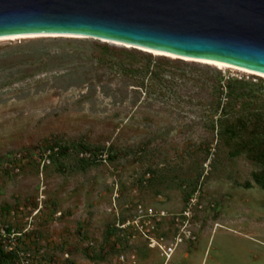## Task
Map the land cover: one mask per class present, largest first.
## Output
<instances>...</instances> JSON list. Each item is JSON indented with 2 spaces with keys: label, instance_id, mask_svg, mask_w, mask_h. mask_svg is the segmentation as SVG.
I'll use <instances>...</instances> for the list:
<instances>
[{
  "label": "rangeland",
  "instance_id": "obj_1",
  "mask_svg": "<svg viewBox=\"0 0 264 264\" xmlns=\"http://www.w3.org/2000/svg\"><path fill=\"white\" fill-rule=\"evenodd\" d=\"M239 119L264 120L263 76L93 38H0V228L39 264H264V136Z\"/></svg>",
  "mask_w": 264,
  "mask_h": 264
},
{
  "label": "water",
  "instance_id": "obj_2",
  "mask_svg": "<svg viewBox=\"0 0 264 264\" xmlns=\"http://www.w3.org/2000/svg\"><path fill=\"white\" fill-rule=\"evenodd\" d=\"M78 36L264 75V0H0V38Z\"/></svg>",
  "mask_w": 264,
  "mask_h": 264
},
{
  "label": "built area",
  "instance_id": "obj_3",
  "mask_svg": "<svg viewBox=\"0 0 264 264\" xmlns=\"http://www.w3.org/2000/svg\"><path fill=\"white\" fill-rule=\"evenodd\" d=\"M56 151L58 150L57 149L53 150L51 148L49 151L45 152L44 154L45 159L49 158ZM79 156L82 160H85L86 162H93L99 159V157L96 158L95 156H93L91 153L88 152H82L79 154ZM105 156L106 155H101L100 157L104 158ZM185 216H188V214L186 213ZM125 226H121V227H125ZM145 236L149 240L154 239L153 237L147 236L146 234ZM21 237H23L21 233L15 232L14 229L10 230L8 226H3L2 228H0V245L5 253L13 255V259H12L13 263L11 264H39L35 256H33V254L30 251H26L21 246ZM178 240L181 241L180 243L183 242V239L179 235L178 238L175 239V242L170 247H165L163 244L158 243V247L162 251L164 257L170 258L169 253L172 252V248L174 247V244L178 242Z\"/></svg>",
  "mask_w": 264,
  "mask_h": 264
},
{
  "label": "trees",
  "instance_id": "obj_4",
  "mask_svg": "<svg viewBox=\"0 0 264 264\" xmlns=\"http://www.w3.org/2000/svg\"><path fill=\"white\" fill-rule=\"evenodd\" d=\"M236 127L238 128L239 131L243 130H252L250 132V135L252 137H263L264 136V120L260 124H256L255 121H250V120H245V119H239L238 123L236 124ZM234 131V130H233ZM241 143L245 144H253L252 141H246L244 139L239 140ZM264 143V141H263ZM258 153H252L253 156L258 158L256 155ZM258 161L261 163V169L254 174L255 177V182L262 188L264 189V153L262 156L258 158ZM0 264H5L6 261L13 263V255L12 254H7L3 251L1 245H0Z\"/></svg>",
  "mask_w": 264,
  "mask_h": 264
},
{
  "label": "bare ground",
  "instance_id": "obj_5",
  "mask_svg": "<svg viewBox=\"0 0 264 264\" xmlns=\"http://www.w3.org/2000/svg\"><path fill=\"white\" fill-rule=\"evenodd\" d=\"M26 36H29V35H26ZM31 36H36V35H31ZM56 36V35H55ZM13 37H17V36H13ZM13 37H5V38H13ZM20 37H25V36H20ZM146 50V49H145ZM150 52H153L155 54H162L161 52H157V51H153V50H148ZM164 54V53H163ZM167 56H173V57H179V56H175V55H170V54H165ZM180 58H183V59H190V58H186V57H180ZM192 60V59H191ZM201 62H204V63H208V64H212V65H216L218 67H231V68H236V69H239V70H242V71H245V72H249V73H252V74H257L259 76H263V74H259V73H256V72H253V71H250V70H247V69H243V68H239V67H235V66H230V65H227V64H223L221 62H214V61H208V60H200ZM176 244V243H175Z\"/></svg>",
  "mask_w": 264,
  "mask_h": 264
}]
</instances>
